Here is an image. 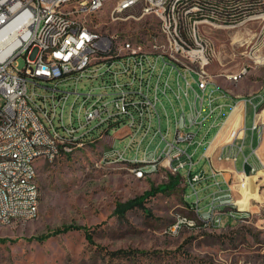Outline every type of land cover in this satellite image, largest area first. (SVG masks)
<instances>
[{
	"label": "rangeland",
	"instance_id": "obj_1",
	"mask_svg": "<svg viewBox=\"0 0 264 264\" xmlns=\"http://www.w3.org/2000/svg\"><path fill=\"white\" fill-rule=\"evenodd\" d=\"M118 2L116 0V4ZM116 4L115 1H107L100 13L88 18L89 23L101 33H118L121 38L146 32V29H151L150 26L147 28L150 24L155 28L157 20L152 17L139 20L127 17L134 15L137 18L140 7L127 11L121 19H113L112 10ZM242 22L199 24L202 38L207 40L213 55L209 72L215 83L235 96L227 101L220 117L218 113L210 115L206 98L202 119L207 116L208 120L202 132L212 123L217 124L210 132L209 141L213 140L236 103H244L250 98L256 102L258 97L264 98V18ZM151 33L154 30L148 35ZM25 64L24 58L18 60L20 69ZM240 72L243 75L238 81L228 79V76ZM169 75L171 87L167 88L166 96L161 95L157 111L163 132L169 128L167 140L171 142L175 136V114H189L195 96L191 91L188 98L184 95L181 91L184 79L178 78V71H172L170 66L165 70V77ZM97 87L98 84H82L80 90L87 93ZM213 88H216L214 84L208 93ZM64 90L72 92L71 88ZM74 97H70L69 103ZM213 97L216 98L215 104L221 103L217 93ZM258 114L261 143L264 139V102ZM254 115L255 109L248 103L243 147L246 154L252 152V137H258L257 132L251 131ZM159 117L157 113L152 116L150 131L158 129ZM125 133V126L112 132L96 131L85 145L73 149L71 154L62 155L54 163L39 165V214L34 219L0 224V264H264V177L261 176L264 175V157L259 152V166L254 164L256 167H252V171L246 167L244 174L240 168L244 162L243 155L237 162L239 167L229 163L225 170H221L204 160L199 161L205 148L198 149L193 173L203 176H199L200 183L197 184L201 212L208 210L211 195L216 189L209 176L223 172L226 192L233 199L232 207L239 213V219L235 221L223 215L221 228L197 222L170 234L168 230L178 217L187 221L197 219V196L185 181L188 168L181 171L182 178L176 186H172L177 175L172 171L175 167L172 163L169 167L160 164L156 171L146 170L144 176L138 178L132 171L136 165L114 162V158L107 156L112 145L113 149L124 152L129 142ZM138 145L142 146L137 158L142 160L146 149L153 151L157 148L160 153L166 142L159 134L154 140L151 135L145 137L144 143L143 138H130V146L133 147L124 152L128 161L136 156ZM254 174L257 176V188L251 177ZM217 179L221 181L218 176ZM242 185L245 195L239 190ZM252 192L258 195L253 207L250 203L254 197ZM243 196L250 209H239L236 199ZM145 197L142 207L138 201ZM64 228L68 231L58 232ZM88 235L92 236V241ZM119 251L127 252V255H114Z\"/></svg>",
	"mask_w": 264,
	"mask_h": 264
},
{
	"label": "built area",
	"instance_id": "obj_2",
	"mask_svg": "<svg viewBox=\"0 0 264 264\" xmlns=\"http://www.w3.org/2000/svg\"><path fill=\"white\" fill-rule=\"evenodd\" d=\"M102 1H115L116 4V0H0V135L13 133L10 147L0 150L15 155V163H0V219L4 221L6 217H13V214H39L40 204H34L35 187L27 183L25 187L9 188V180L18 177L21 172H28L32 152H42V156H59L64 149L85 145L96 131L112 132L122 126L128 128L129 140L124 151L133 147L130 146V138H143L144 143L145 137L151 135L154 140L159 134L166 142L160 153L157 148L153 151L146 149L142 162L133 163L136 166L132 171L143 175L146 170H157L160 164L169 167L171 162H178V175L181 178V171L188 168L185 181L197 196L195 207L199 211L201 200L197 184L202 174L193 173L194 156L198 149L205 148L199 161L211 162L209 150L227 120L222 123L212 141L208 138L212 129L217 127L216 122L202 132L208 120L207 116L202 119L206 98L210 108L220 107L219 117L224 105L215 104L216 98L213 97L215 93L221 95L219 85L213 77H203V70L212 66L213 55L211 49L204 48V41L207 40L202 38V31L198 30V21L203 18L200 15L201 7L188 4L187 9H178V2L187 0H169L168 8H160V0H148L141 14L164 18V23H169V35L165 41H173V44L178 45V52L156 53V57H149L152 59V68H145L144 65H138V51L149 54V50H155V45H163L157 43L156 37L147 38L142 46H128L130 55H123V47H117V38L121 37L118 33L102 32L99 36H88L83 32V24H73L75 13L101 10ZM126 5H132V0L117 4V10ZM51 10H58L55 24H47ZM261 18H264V14L259 12L246 15L243 22ZM113 19L121 18L113 16ZM176 20H183V29H176ZM41 44H50L49 65H41ZM55 44H62V52H55ZM20 58L26 62L22 69L18 65ZM85 59H93V66L81 68V61ZM169 59H176L178 77L184 78L181 91L187 98L190 91L195 96L189 114L183 112L179 116L175 115L174 120H179V129H175L171 142L167 140L169 128L166 133L162 125H158L155 131H148V116L156 115L155 106L161 101V95L168 94L166 83H170L171 75L165 77V70L169 66ZM135 71H143L145 84H138ZM228 79L233 82L236 80L229 76ZM82 84H98V87L82 93ZM210 84H215L216 88L208 93ZM64 88H71L72 92ZM84 94H91L90 108L81 107ZM71 96L75 97L69 103ZM92 96H99V104H92ZM258 99L256 102L247 99L244 103H251L255 109L251 126L253 133H260L261 128ZM8 114H16L14 127H7ZM188 116H195V123H188ZM52 117H60V127L50 128ZM76 125H86L88 136L76 133ZM133 125H143V132H133ZM238 139L246 141L245 113L243 135H236L227 141L217 157L218 161L237 159L238 162L243 155L242 170L245 174L246 167L252 171V167L256 166L245 155V151L238 150ZM28 141H36L37 149H27ZM141 146L138 145V155ZM257 149L252 150V155L256 157ZM121 152L114 149L109 156L120 155ZM36 170L37 167L35 174ZM217 176H209L216 189L211 195L210 211L202 213L206 215L204 225L221 228L223 215L239 219V213L223 214L221 198L227 194V189H223L224 182L219 181ZM1 177H8V184H1ZM214 219H221V226H214ZM187 223V220L178 217L171 231Z\"/></svg>",
	"mask_w": 264,
	"mask_h": 264
},
{
	"label": "bare ground",
	"instance_id": "obj_3",
	"mask_svg": "<svg viewBox=\"0 0 264 264\" xmlns=\"http://www.w3.org/2000/svg\"><path fill=\"white\" fill-rule=\"evenodd\" d=\"M106 2L107 1L101 2V10L104 8ZM124 3H126V0H119V2H118V4H124ZM147 3H148V0H132V5H126L125 7L119 8V10H117V4H116L112 10V16H114V18H121L122 15H124V13H126L127 11H130L131 9H133L135 7H140L139 8L140 13H139V16L137 18L134 15H129V16L136 18L135 20H139V19L144 18V17L154 18V16H148L147 14H141L143 11H145V5ZM188 4L199 5L198 2H196V0L181 1V2H178V9H187ZM235 6H237V5H235ZM168 7H169V0H160V8H168ZM101 10H84L82 12H77L73 16V24H83V32L85 34H87L88 36H99L102 33L97 31L93 24L89 23L88 18H91L94 15H97L98 13L101 12ZM213 12L215 13V11H213ZM262 14H264V13H262ZM200 15L201 16H213V14H211V13L210 14L208 13L206 15L203 14L202 8H200ZM57 17H58V10H51L50 11V17H47V24H55V18H57ZM154 19L157 20L155 28L152 26V24H150L149 26L151 29L150 30L146 29V32L148 31V33H149V31L154 30L153 34L151 33L148 35V33L146 34V32L143 31V32L138 33V35H135V36L134 35H128L126 37L124 36L123 38H121V37L117 38V47H123V55H130V47H128V46H142L146 42L147 38L156 37L157 43H163V45H155V50H149V54H147L145 51H138V65H144L145 68H152V59L149 57H156V53H158V54H172L173 52H178V45L173 44V41H165V38L168 37V35H169V23H164V18H154ZM202 19H204V20L198 21V30H199V24H201V23H210V24H215V25L218 23V22L217 23L212 22L209 19H205V18H202ZM244 22H242V23H244ZM176 29H183V20H176ZM204 48L210 49V47L206 41H204ZM55 52H62V44H55ZM39 55H40L41 65H49L50 44H41V48H39ZM92 66H93V59H85V61H81V68H88V67H92ZM169 66L172 68V71H178V64L176 63V59H169ZM242 75H243V73L240 72V74L232 75L230 78L236 79L235 81H238L239 79L242 78ZM203 77H213V76L210 74L209 69H206V70H203ZM135 78H136V80H138V84H145V77H143V71H135ZM178 84L180 85L179 80H178ZM169 87H171L170 83H166V91H167V88H169ZM179 87L181 88V86H179ZM178 98H180V94L178 95ZM92 104H99V96H92ZM90 106H91V94H84L82 97V100H81V107L82 108H90ZM215 111H216V109L211 107L210 108V115H213L215 113ZM155 113H157V115L159 117V114L157 111V105L155 106ZM244 113H245L244 104L238 103L234 107V109L231 112V114L229 115V117L227 118V120L229 118L230 119L227 123V127L225 128L224 133L220 134V132L224 128V126H223L222 129L220 130V132L218 133L217 137L215 138L212 146H214L217 143H220L224 140L231 141L233 138L236 137V135H243L242 125H243V120H244ZM188 123H195V116H188ZM15 125H16V114H8L7 127H14ZM151 125H152V116H148V131L151 130ZM159 125H161V118L160 117H159ZM58 127H60V117H52V119L50 121V128H58ZM126 129L128 130V128H126ZM175 129H179V120H175ZM133 132H143V125H133ZM76 133L80 134V136H88L87 126L86 125H76ZM133 139L134 138H132V140ZM12 142H13V133H6L3 135H0V149L3 147H10ZM240 142H241V139H238V144ZM82 146L83 145H77L71 149H64L62 154L59 156H42V152H32V158L29 159L28 172H21V173H19L18 177H13V179L9 180V188L25 187V185L27 183H28V185H32L33 187H35L34 204H40L41 190H40V186H39L38 181H37L38 180V171L37 170H36V174H35V167H37V162L38 161H44V162H48V163L49 162L54 163L62 155L71 154L73 152V149L80 148ZM27 149H37V142L36 141H28L27 142ZM111 150H114L113 145L111 147ZM259 150L263 151V154H264V141L262 142ZM124 152H121L120 155L110 154V156L109 155H107V156H108V158L116 159V160H114V162H126V163H140V162H142V160H139L137 158V154L133 159L128 161L124 156L125 155ZM1 162L15 163V155H13V153L2 152V150H0V163ZM171 163H172V165L175 164L174 165L175 167L172 169L173 173L178 175V162H171ZM233 163L236 164L237 159H234ZM145 172H147V171H145ZM33 174H35V178H33ZM135 174L138 178H142L144 176V174L141 175V173H139V172H135ZM1 184H8V177H1ZM236 202H238V200H236ZM233 205H234L233 199L230 197L229 194H227L221 198V206H224L223 207V214L235 213V210H233V207H232ZM240 208L241 207L239 205V209ZM208 211H210V206H209L208 210L205 212H208ZM196 212H197V219L188 221V223L185 225L193 226L197 222L198 223L206 222V215H204L201 212L200 204H199V211L197 209ZM36 217H37L36 214H29V215L13 214V217H6V221L0 219V224L8 225V224L14 222L15 220H29V219H34ZM184 220H186V219H184ZM185 225L178 226L177 228L174 229V231H171L172 230V227H171L168 230V233L176 234L178 232V230ZM214 226H221V219H214Z\"/></svg>",
	"mask_w": 264,
	"mask_h": 264
},
{
	"label": "trees",
	"instance_id": "obj_4",
	"mask_svg": "<svg viewBox=\"0 0 264 264\" xmlns=\"http://www.w3.org/2000/svg\"><path fill=\"white\" fill-rule=\"evenodd\" d=\"M201 1L196 0V2H198L199 6L202 8L203 14H205V15L208 13L213 14V16H203V18L209 19L212 22H222V24L243 21L246 15L258 14L259 12L264 13V0H201ZM207 1L211 2V4L207 3ZM235 5H237V6H235ZM212 10L215 11V13ZM221 14H224L226 16H221ZM216 16H221V18L216 17ZM199 20L201 21L204 19H199ZM112 160L114 161L116 159H112ZM129 164H133V163H129ZM180 180H181V177L179 175L174 177L172 186H176L177 184H179ZM146 198L147 197L143 198L141 201H138L139 203H141V204H139L140 206L143 207L142 202ZM236 212L237 211H235V213ZM233 220H235V219H233ZM236 220H238V219H236ZM67 231H68V228H64V229H60L58 232L61 233V232H67ZM87 238L90 241H92L91 235H88ZM114 255H117V256L123 255L124 256V255H127V252L119 251L117 253H114Z\"/></svg>",
	"mask_w": 264,
	"mask_h": 264
},
{
	"label": "crops",
	"instance_id": "obj_5",
	"mask_svg": "<svg viewBox=\"0 0 264 264\" xmlns=\"http://www.w3.org/2000/svg\"><path fill=\"white\" fill-rule=\"evenodd\" d=\"M230 77V76H229ZM231 79V78H230ZM217 84V83H216ZM211 85H213V84H210L209 85V87L211 86ZM215 85V84H214ZM219 85V84H218ZM209 87H208V89H209ZM213 90H214V88H213ZM219 91L221 92V95L220 94H218V99L219 100H221V103H219V104H221V105H224V108L226 107V103H227V101L228 100H232L233 99V97H235L234 95H232L227 89H225V88H223L222 86H220L219 85ZM259 99H258V108L259 107H261V105L263 104V102H264V98L263 97H258ZM250 99H252V98H250ZM246 100L247 99H245L244 100V103L246 102ZM240 102H242V101H240ZM243 103V104H244ZM213 108H215L216 109V111H215V113L214 114H216V113H218V115L220 114V107H213ZM246 109H247V104L245 105L244 104V110H245V116H246ZM219 111V112H218ZM213 114V115H214ZM260 116V115H259ZM231 117V116H230ZM260 118V117H259ZM230 119V118H229ZM229 119L226 121V123H225V125H224V128H223V130L220 132V134H223L224 133V130H225V128L227 127V123H228V121H229ZM243 124H244V120H243ZM126 129V128H125ZM242 130H243V125H242ZM253 133V132H252ZM254 133H256V132H254ZM258 133V132H257ZM128 134V130L126 129V133H125V135H127ZM219 134V135H220ZM264 141V139H262L261 140V143H260V137H259V133H258V137L257 136H253L252 137V142H251V148H252V150L253 149H257V152H259V154L260 155H262L263 157H264V154H263V151H261V150H259L260 149V147H261V144H262V142ZM227 141L226 140H224V141H222V142H220V143H217L216 145H214V146H212L211 148H210V150H209V154H210V156H211V162L209 161V162H207L208 164H213L214 166L216 165L219 169H221V170H225L226 168H227V165L226 164H229V163H233V161H234V159H230L229 160V162H224V161H218L217 160V157H218V155H219V153L222 151V147H223V145L226 143ZM244 144H245V139H241V142L238 144V150L239 151H243V147H244ZM68 155V154H67ZM245 155H247V156H249L250 157V161H251V163L252 164H256L257 166H259V158L258 157H256V156H254V155H252V152H249V153H247L246 154V152H245ZM44 161H39L38 163H37V171H38V167H39V165L40 164H42ZM175 165V164H174ZM236 167H239L238 165H237V163H236ZM240 168H242L243 169V166H241ZM264 168V167H263ZM202 172H206L205 170H203ZM263 173H264V169H263ZM224 176H225V174H223ZM223 175H218V177H219V179H221V181H223L224 183H223V188H224V190H226V180H224V177H223ZM261 176H263L264 177V175H261ZM251 177L254 179V181H255V185H256V188L258 187V184H257V180H256V178H257V176H256V174H254V176L253 175H251ZM241 186H239V190H240V192L243 194L244 193V195H245V192H244V187H243V185H242V188H240ZM255 194V195H254ZM225 195H227V194H225ZM251 195H253L254 197H252V199H250V203H251V205H252V207H253V202L255 201V199H256V201H258L257 200V198H258V195H257V193H255V192H252L251 193ZM236 200H238V205H240V207L241 208H244V209H250L251 207H249L246 203H245V200H244V196L243 197H241V198H238V199H236Z\"/></svg>",
	"mask_w": 264,
	"mask_h": 264
}]
</instances>
